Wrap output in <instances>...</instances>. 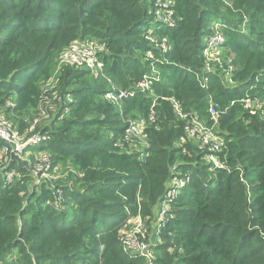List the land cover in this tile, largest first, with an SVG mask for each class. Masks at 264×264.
Here are the masks:
<instances>
[{
	"label": "trees",
	"instance_id": "16d2710c",
	"mask_svg": "<svg viewBox=\"0 0 264 264\" xmlns=\"http://www.w3.org/2000/svg\"><path fill=\"white\" fill-rule=\"evenodd\" d=\"M169 1L174 26L156 20L157 0H0V120L23 133L56 58L87 36L106 42L104 68L134 93L117 106L105 85H91L89 70L64 65L54 86L73 95L70 112L31 145L52 156L44 182L33 164L12 161L0 136V264H147L126 253L120 230L130 212L158 220L174 166L190 181L151 246L154 263L264 264V115L256 106L264 102V0ZM214 23L226 34L224 63L236 67L232 85L219 69L204 70ZM143 80L149 92L137 91ZM211 94L224 136L218 152L188 129L194 118L214 124ZM139 116L146 145L130 152L142 143L125 141L126 122Z\"/></svg>",
	"mask_w": 264,
	"mask_h": 264
},
{
	"label": "built area",
	"instance_id": "2783aa9c",
	"mask_svg": "<svg viewBox=\"0 0 264 264\" xmlns=\"http://www.w3.org/2000/svg\"><path fill=\"white\" fill-rule=\"evenodd\" d=\"M159 9L156 14V20L159 23L166 24L168 26H174L177 24V20L174 16V11L171 8L172 3L169 0H157ZM226 34L224 29L219 23H214L212 26V32L207 37L206 47L204 49L205 65L204 70L219 69L221 72L225 71L230 74L229 80L234 73L235 66L229 63L227 66L224 63L222 51L225 48ZM162 48L167 49V43H162ZM107 52L106 42L97 38L85 37L73 41L64 51H62L59 62L57 63L56 74L61 71L64 65L73 66L76 69H86L92 73L97 74L99 71H103L104 61L103 56ZM56 74L53 78L47 82L38 100L39 112L30 121L29 131L34 132L31 135H24L21 133L18 125L11 120L5 118L0 120V136L6 140L11 146L12 151H15L22 159L27 160L30 165L33 164L34 172L38 177V182H42L48 177V169L51 166L52 156L46 150H41L39 153L32 150L31 145L41 143L47 137L43 135L41 130L42 118L53 115L54 119H64L70 112V104L74 102L73 95L66 93L64 95L59 94L54 86L57 85ZM200 83L204 88L208 86V79L206 77H199ZM149 80H143L137 84V91L149 92L150 91ZM133 92L124 89H111L106 92V98L114 103L121 105L124 99L133 95ZM64 104V109H60V104ZM209 112L211 118L214 121L213 125L205 126L203 121L193 119V123L188 125L189 137H200L201 141L205 144L209 151L218 152L224 145V141L215 135L214 127L219 125V106L215 102L213 95L208 96ZM248 105L251 104L250 99H247ZM257 109L264 108V102H256ZM174 107L180 117L184 118L186 115L182 112L178 102L174 103ZM127 134L125 141L133 144L137 140H140L143 145H146L145 141V128L148 126L146 120L139 116L136 118H130L127 120ZM14 124V127H13ZM46 126V125H45ZM39 128V129H38ZM130 138V139H129ZM18 139V140H16ZM18 142L19 140H23ZM132 147L133 145H129ZM7 150V148H6ZM143 150V149H141ZM11 151V152H12ZM34 154V156H33ZM11 159V157H10ZM172 179L170 180L166 192L164 193L162 200L160 201V208L158 210V220L149 223L143 221L139 217L140 222L136 225L133 233H123L122 239L127 244L126 251L128 253H139L142 256L148 258V262L152 264L153 250L150 248L146 241L140 240L139 235H145L150 226L153 228H161L165 225L168 218L169 211L175 198L178 194L188 185L190 179L188 176L179 172L177 166L173 168ZM15 176V171L8 172L6 176L7 181H12ZM60 200V197H59ZM149 219V217H148Z\"/></svg>",
	"mask_w": 264,
	"mask_h": 264
},
{
	"label": "rangeland",
	"instance_id": "374dc122",
	"mask_svg": "<svg viewBox=\"0 0 264 264\" xmlns=\"http://www.w3.org/2000/svg\"><path fill=\"white\" fill-rule=\"evenodd\" d=\"M87 37H92V36H87ZM92 38H96V37H92ZM78 39H81V38H78ZM226 40H227V38H226ZM226 50H227V48H226ZM224 51V50H223ZM223 51H222V53H221V55L223 56ZM61 55V54H60ZM60 55H58V57L56 58V61H58L59 62V58H60ZM213 70H215V68L213 69ZM157 74V73H156ZM222 74H223V76H221L222 78H224L225 79V84H227V85H232L233 84V82L231 81V80H229V77H230V74L229 73H227V72H225V71H222ZM90 77H91V79H90V83H91V85H95V84H101V85H105L106 87H107V89L108 90H110V89H120V88H122L116 81H115V79L113 78V76L108 72V70H107V68H104L103 69V71H99L97 74H95V73H91L90 74ZM102 98H104L103 96H102ZM117 106H120V105H117ZM259 110H262L261 108H259ZM262 113H263V115H264V108H263V110H262ZM53 115L51 114V115H49L48 117H43L42 118V123H41V127L42 128H46V127H49V126H51V124L53 123ZM60 124V123H59ZM203 124L205 125V126H210V125H206V122H204L203 121ZM46 125V126H45ZM28 131H29V127H27L26 128V130H25V132H24V135L26 134H28ZM214 131H215V135H217V136H219V138H221V140H224V136L221 134V130H220V127H219V125L218 126H215L214 127ZM130 139V138H129ZM16 140H18V139H16ZM21 141H24V139L23 140H19L18 142H21ZM138 145V147H134V146H132V147H129V151L130 152H135V151H138L139 149V147L140 146H142V147H144L143 145H141V144H137ZM38 153L41 151L40 149H37L36 150ZM206 160H208V161H210V162H213L214 164H216V165H221L222 163L221 162H219L218 160H216L212 155H207L206 157H204ZM38 178V177H37ZM37 190H39V188L37 189ZM139 217H141V219L143 220V221H145L144 220V218L142 217V216H138V215H131V212H130V215L128 216V218H127V220H126V222L122 225L123 227L121 228V230H120V242H121V245L124 247V249L126 250V247H127V244L126 243H124V240L122 239V234L123 233H133V231H134V229L136 228V225L140 222V219H139ZM151 218H152V216H150L149 217V219H146V222L147 223H149L150 222V220H151ZM162 228V227H161ZM161 228L159 229V228H157V227H155V228H153L152 227V225L150 226V229L148 230V232L145 234V235H139V239L140 240H145L146 241V243H148L149 244V246L151 247L152 246V244L154 243V242H156V240L157 241H162V239L160 238V237H156V235H158L159 234V232H160V230H161ZM155 234V235H154ZM172 247L170 248V250L172 251ZM154 252V254L153 255H156V251H153ZM126 253L127 254H130V253H128L127 251H126ZM18 251H14V253H13V258H16L17 256H18ZM140 257H141V260L143 261V262H148V258L147 257H145V256H142L141 254H140ZM147 264H151V263H147ZM152 264H155L154 263V256H153V260H152Z\"/></svg>",
	"mask_w": 264,
	"mask_h": 264
},
{
	"label": "water",
	"instance_id": "95a60500",
	"mask_svg": "<svg viewBox=\"0 0 264 264\" xmlns=\"http://www.w3.org/2000/svg\"><path fill=\"white\" fill-rule=\"evenodd\" d=\"M11 157L13 162H15L19 168L25 167L31 171V166L29 162L27 160L22 159V157L18 155L15 151L11 152Z\"/></svg>",
	"mask_w": 264,
	"mask_h": 264
},
{
	"label": "clouds",
	"instance_id": "9594fccd",
	"mask_svg": "<svg viewBox=\"0 0 264 264\" xmlns=\"http://www.w3.org/2000/svg\"><path fill=\"white\" fill-rule=\"evenodd\" d=\"M84 38H85V37H84ZM96 38H97V37H96ZM97 39H100V38H97ZM100 40H101V39H100ZM101 41H102V40H101ZM103 42H104V41H103ZM224 49H225V48H224ZM107 50H108V49H107ZM107 52H108V51H107ZM107 52H106V53H107ZM103 61H104V60H103ZM103 69H104V68H103ZM56 70H57V68H56ZM235 70H236V67H235ZM235 70H234V71H235ZM91 73H92V72H91ZM55 74H56V72H55ZM232 76H233V75H232ZM120 89H123V88H120ZM110 90H111V89H110ZM124 90H125V89H124ZM70 94H71V93H70ZM103 97H104V96H103ZM122 103H123V102H122ZM115 105H119V104H115ZM141 117H142V116H141ZM55 120H56V119L53 118V122H54ZM142 145H143V144H142ZM143 146H145V145H143ZM142 148H144V147L140 146L138 149L141 150ZM44 150H45V149H44ZM12 161H13V160H12ZM30 166H31V165H30ZM31 171H32V169H31ZM45 179H46V178H45ZM42 182H44V181H42ZM138 216H140V215H138ZM150 248H151V247H150ZM152 250H153V249H152ZM153 253H154V252H153Z\"/></svg>",
	"mask_w": 264,
	"mask_h": 264
}]
</instances>
